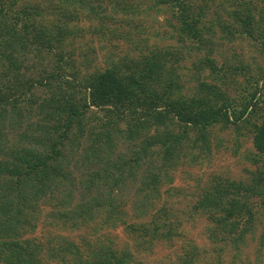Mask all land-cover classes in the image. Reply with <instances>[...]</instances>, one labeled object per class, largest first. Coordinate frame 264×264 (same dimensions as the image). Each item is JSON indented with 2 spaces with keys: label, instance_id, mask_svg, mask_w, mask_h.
<instances>
[{
  "label": "trees",
  "instance_id": "obj_1",
  "mask_svg": "<svg viewBox=\"0 0 264 264\" xmlns=\"http://www.w3.org/2000/svg\"><path fill=\"white\" fill-rule=\"evenodd\" d=\"M158 14L166 31L146 29ZM86 33L99 48L79 59L72 44ZM119 38L131 52L115 51ZM237 40L264 62V0H0V264H138L129 247L93 237L119 224L139 250L172 246L204 219L211 248L184 243L177 264L237 258L260 221L263 244L264 66L214 57ZM225 133L234 154L250 135L249 178L198 185L180 195L183 207H158L173 171L208 165L214 139L227 150L216 138ZM125 195L144 223L127 222ZM44 207L54 227L95 224L92 236L24 239Z\"/></svg>",
  "mask_w": 264,
  "mask_h": 264
},
{
  "label": "rangeland",
  "instance_id": "obj_2",
  "mask_svg": "<svg viewBox=\"0 0 264 264\" xmlns=\"http://www.w3.org/2000/svg\"><path fill=\"white\" fill-rule=\"evenodd\" d=\"M129 1V0H128ZM134 1V0H130ZM153 16V15H149ZM153 18V20H150ZM210 18H206L209 20ZM164 18L162 14L155 15V17H148L146 21H143L146 29H151L152 32L158 30L159 32L166 31L167 28L164 27ZM148 22V23H147ZM112 28L110 22L107 23ZM123 34H127L129 31H132L130 28L121 27L119 29ZM115 51L119 54L129 53L131 52V41L129 39L119 38L115 40ZM72 47L75 48L76 56L80 59L79 52H91V48H99V44L96 39L91 36L89 33H86L81 38L76 39V41L72 44ZM97 50V59L93 61V64H97L100 66L102 63V53L103 51ZM134 53V52H133ZM132 53V54H133ZM232 54H235L239 60H243L244 63L250 64L251 68L254 70L256 66L263 67L264 62L261 57L257 54V52L244 40H237L230 43H223L215 47L214 57L218 62H225L229 60L230 63H233L231 58ZM43 96L42 91H38V96ZM37 96V97H38ZM30 121H35V118H31ZM221 137L223 139V144L226 146L227 150L217 151L215 149V142H213V151L210 155V163L204 166L197 167H181L175 171H173V183L170 186H164L162 188V200L163 202L157 204L159 207L162 204H165L166 207H171L175 205L176 208L183 207L185 204L184 198L181 196L183 194H189L190 192L196 190L197 186H212L211 184L217 183L218 180L222 178H231L234 180H242L245 181L249 178L248 172L254 169V165L252 159L255 155L254 150L252 148L250 135L239 136L238 138V146H237V154L233 153L234 146L232 142L228 139L230 136L225 134H219L216 136ZM70 169H72L73 175L77 176V170H75L76 161L73 159L69 160ZM78 164V162H77ZM169 188H174L175 191H169ZM171 193V196L167 195ZM181 195V196H180ZM131 197V195H128ZM124 200V209L128 213L127 222L129 224H141L146 220L145 218L137 219L131 216L130 214V200L125 195ZM183 203V204H182ZM182 204V205H181ZM47 207H44L43 211L38 215L39 218L36 222L35 231L33 233H29L24 236V239L35 243L48 244L50 239L55 238L54 236H62L66 237L73 242L79 244L82 241V236L93 234V230L95 228V224H91L89 227L81 226L80 228H72L71 226H67L68 228L54 227L56 224L54 221L48 217ZM47 213V214H46ZM261 220V219H260ZM205 220L204 219H196L195 221L188 222L183 226L184 235L179 238H175L176 240L172 242V246L167 245H157L153 248H148L144 245V247L137 250V246L133 240H131L128 236L130 235L127 231L125 225L119 224L116 228L104 227L99 230L98 238H105L108 242L112 241V244L118 250H121L124 247H129L130 250L134 251L135 257L137 258L138 264H177L176 255L181 252V248L185 247L184 243L190 242L194 243L200 248H204L205 250H209L212 246L210 244L207 234L205 231ZM261 222V221H260ZM260 222H257L256 230L254 231V235L248 238L246 245L242 248L237 258L232 257V253L227 251L222 255L221 264H230V261L233 264H264V239L263 244H260V232L262 225ZM262 223V222H261ZM131 236H136L135 234ZM137 250V251H136Z\"/></svg>",
  "mask_w": 264,
  "mask_h": 264
}]
</instances>
